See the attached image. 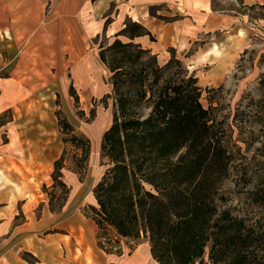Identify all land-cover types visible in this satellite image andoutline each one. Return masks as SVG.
Masks as SVG:
<instances>
[{
	"label": "rangeland",
	"instance_id": "rangeland-1",
	"mask_svg": "<svg viewBox=\"0 0 264 264\" xmlns=\"http://www.w3.org/2000/svg\"><path fill=\"white\" fill-rule=\"evenodd\" d=\"M59 1L41 0L37 4L40 9L37 23L29 34L13 32L12 24L19 19L0 17V100L7 105L14 99V89L19 88L13 86L18 83L14 72L18 56H25L29 52L25 45L34 48L33 57H40L39 48L49 47L48 78L42 81L40 88L34 87L32 92L35 89L38 92L34 93L29 103L32 106L29 113L34 117L29 120L26 114L22 115L20 122L33 123L37 128L36 116L49 124L52 114L58 111L74 127L77 135L90 141V153L84 168H77L74 156L79 152L64 144L62 134L60 131L56 133L54 127V154L59 152L57 150L61 153L64 150L66 162L62 173L69 194L66 197V189L59 186L52 189V180H49V185L38 189L37 196L27 195L32 203L43 200V204L33 210L27 206L18 211L13 227L17 228V236L29 234L38 250L43 242L57 246L60 254L54 253L53 256L61 259L64 254L62 243L60 248L53 240L66 239L64 235L71 230L68 223L73 219L81 220L79 226L84 235L94 233L89 220L84 221V216L91 214L90 206L96 207L94 186L112 168L110 162L102 158L100 150L102 136L112 125L114 102L108 96L111 95V86L108 74L98 59V45L112 40V35L108 36L104 27L109 28L117 14V6L112 4L103 15L102 31L94 36L89 35L97 31L96 22L89 23L87 18H79L78 26L85 28V39L79 41L75 38L77 43H65L55 33L54 37L47 39L48 35L38 32V29L43 30L60 19L54 12ZM100 1L90 0L87 5L92 6ZM258 1L259 5L244 4L245 7L239 0L168 1L151 9V17L162 22L161 25L173 20L180 21L176 26L182 24L183 27L185 24L189 31H152L154 42L149 37L146 39L156 50L152 53L160 52L157 55L160 65H165L174 56L180 61L184 72L197 79L202 91L200 102L205 109H209L221 128L224 143L232 157L228 177L218 193V205L221 209L229 210L232 216L243 219L247 225L256 227L263 235L264 246V0ZM204 2L208 3L209 10L203 5ZM204 9L210 12L206 15ZM136 10L141 12L143 7ZM135 14L130 10L131 17L135 18ZM130 20L134 21H127ZM22 74L26 75L24 71ZM8 106L11 111L0 115V124H5L0 129V143L9 141V135L14 137L18 127L12 128L7 123L13 119L12 104ZM36 111H40V115H36ZM11 150H14V146H11ZM44 172L47 173V169ZM52 172L53 164L48 168V173ZM48 209L54 215L49 216ZM27 215L31 219L30 224L25 225ZM95 235L97 238V233ZM100 237L104 249L102 256L108 254V260L102 264H127L131 257L145 256L150 246L148 234L143 232L138 239L121 238L113 229L106 227L100 232ZM80 245H83L82 240ZM27 246L31 247L29 243ZM210 248L209 243L204 255L195 264H212ZM87 250L90 252L85 247V253ZM149 252L151 254L150 249ZM23 254L20 253L21 258ZM85 256L89 264L91 255ZM22 259L30 264H36L37 260L31 254H26ZM53 264L62 263L54 260ZM153 264L158 263L154 261Z\"/></svg>",
	"mask_w": 264,
	"mask_h": 264
},
{
	"label": "trees",
	"instance_id": "trees-1",
	"mask_svg": "<svg viewBox=\"0 0 264 264\" xmlns=\"http://www.w3.org/2000/svg\"><path fill=\"white\" fill-rule=\"evenodd\" d=\"M140 37L154 42L145 26L130 20L111 42L98 45L114 102L100 147L112 168L94 186L96 207L86 217L95 225L98 247L104 250L100 232L108 227L121 238L148 234L158 264H195L209 243L212 264H264L262 233L218 205L232 157L200 102L197 79L174 56L160 65L157 55L134 42ZM55 117L63 143L79 152L74 161L83 169L90 141L58 111ZM63 152L53 162L51 180L52 189L65 188L67 197Z\"/></svg>",
	"mask_w": 264,
	"mask_h": 264
},
{
	"label": "crops",
	"instance_id": "crops-1",
	"mask_svg": "<svg viewBox=\"0 0 264 264\" xmlns=\"http://www.w3.org/2000/svg\"><path fill=\"white\" fill-rule=\"evenodd\" d=\"M40 1L41 0H9L6 2V0H0V17H15L16 20L19 19L20 21L14 22L15 24L17 23L16 25L14 23V25L12 24L13 32L17 34L20 32L29 34L34 31V26L37 23L40 11L37 4ZM88 1L90 0H60L54 11L56 16L60 19H57L58 21L56 20L57 22L55 24L47 25L43 30L38 29L39 34L44 32L48 35L46 38L49 39L54 37L53 35L55 33L61 42L77 43L78 39L81 41V39H85L86 37L85 28L83 29L82 26H78L80 24L78 23L79 18H87V22L89 23L96 22L97 31L89 35L94 36L102 31V17L109 11L112 4L117 6V14L111 24L108 25L109 28L104 27V31L107 32L108 36L112 35L113 37L118 33L128 19L141 23L150 33L152 31L159 33L160 30L164 33L170 30L180 33L189 31V28H187L185 24L183 27L182 24L176 26L180 21L177 22L173 20L170 23L164 22L163 25H161L162 22L149 15L150 7L161 6L172 0H122V2L118 0H102L92 6L87 5ZM258 2L260 1L239 0V3L243 6L244 4L259 5L257 4ZM203 5L207 9L209 8L207 2H204ZM141 7H143V10L137 12L136 9ZM207 9H204L206 15L210 12L208 11L209 9ZM130 10H132V13H136L135 18L134 16L131 17ZM190 10L195 11L196 8H190ZM61 17L64 18L61 19ZM140 18L142 19L140 20ZM22 19H24V22H21ZM46 38L43 37V39ZM75 38L77 40H75ZM146 38L147 37H140L135 39L134 42L155 52L154 46L149 45V41H147ZM25 47L29 52L26 53L25 56L21 54L18 56L17 69H15L14 72L15 80H17L18 83H14L13 86L19 88L14 89L13 101H8L9 104H12L11 107L13 109V119L10 124L12 128L18 126L17 131L14 132V137L11 138L9 135V141H2L0 143V264H30L22 259L23 255L21 258L20 253L31 254L37 259H35L36 264H53L54 260L62 264H88L86 256L84 257L85 254H87V256L91 255V262H89V264L105 263V261L108 260V254L104 253L105 256H102V250L97 245L95 225L85 216L84 221L89 220L95 234H88V236L84 235V232L79 226L81 225L80 219L69 221L70 223H68V226H71V230L68 231L69 234L64 235L66 239L62 241L61 239L53 240L59 244L60 248L62 243V253L64 254L61 259L53 256L54 253L56 255L60 254L59 251H57V246L42 241L43 243L39 245L40 249L38 250L35 248V240L32 239L29 234L17 236V228L13 227V220L18 211L25 209L27 206L29 210H33L40 204H43V200H37L35 203H32V200L29 199L27 195L37 196L38 189L49 185L52 173H48V168L50 165L52 166L53 162L61 155L60 150H57L60 153L54 154V127L56 133L59 132L55 113L52 114L49 124L40 121V117L36 116V120H38L37 128L33 123L24 124L20 122L23 119L22 115L26 114L29 120L30 117H34L31 115L32 113H29V110L32 108V106H29V103H31L34 93L38 92V89H35L34 93L32 91L34 87L40 88L42 81L48 78L47 73L49 71L48 55L50 48H39V52H41L39 54L40 57H33L32 50L34 48L31 46L28 47V44L25 45ZM159 53L160 52L157 51L155 55ZM23 71L26 73L25 76L22 74ZM22 80H24V83H22ZM17 102H19L18 105H16ZM9 104L6 105L5 103H1L0 100V115L5 111H11L8 106ZM14 107L17 109L14 110ZM29 114L31 116H29ZM36 115H40V111H36ZM22 126H24V129L27 127L26 131ZM6 138L8 139V135ZM0 140H2V134L0 135ZM11 146H14V150H11ZM45 169H47V173L44 172ZM48 212L49 216L54 215L49 209ZM30 219L31 217L27 215L25 225L30 224ZM87 238L90 240H87ZM81 240L83 241V245H80ZM84 242H86V244H84ZM27 243H29L31 247H28ZM85 247H88L90 252L87 250V253H85ZM149 249L150 246L148 245V252L145 256L142 257L141 255H137L135 258L131 257L128 259L127 264H153L154 260L151 257Z\"/></svg>",
	"mask_w": 264,
	"mask_h": 264
},
{
	"label": "bare ground",
	"instance_id": "bare-ground-1",
	"mask_svg": "<svg viewBox=\"0 0 264 264\" xmlns=\"http://www.w3.org/2000/svg\"><path fill=\"white\" fill-rule=\"evenodd\" d=\"M14 24H15V23H14ZM14 24H13V25H14ZM16 24H17V23H16ZM16 24H15V25H16Z\"/></svg>",
	"mask_w": 264,
	"mask_h": 264
}]
</instances>
